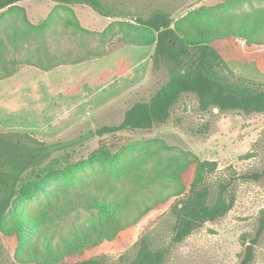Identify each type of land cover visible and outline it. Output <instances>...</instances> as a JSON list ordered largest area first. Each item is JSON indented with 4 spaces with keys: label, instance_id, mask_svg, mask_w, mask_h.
I'll use <instances>...</instances> for the list:
<instances>
[{
    "label": "rangeland",
    "instance_id": "rangeland-1",
    "mask_svg": "<svg viewBox=\"0 0 264 264\" xmlns=\"http://www.w3.org/2000/svg\"><path fill=\"white\" fill-rule=\"evenodd\" d=\"M225 1L118 2L134 9L146 3H183L180 17L201 6ZM253 3L264 6V0ZM19 6L32 25H39L56 4L30 0ZM243 8L250 9L247 4ZM73 10L82 27L91 31L101 32L114 22L89 7L76 6ZM59 12L63 17L68 15L67 10ZM3 18L0 37L16 29H30L17 10L5 13ZM36 37L53 43L57 38L67 39L68 31L58 27L56 32L52 29ZM119 46L113 43L110 48L114 51L102 59L51 73L28 67L19 76L0 81V133L29 134L47 145L66 143L69 147L54 157L70 154L69 163L76 166L73 173L50 180L40 192L20 202L6 224L37 218V224H42L37 225V233L57 229L69 233V224L98 222L102 216L99 205L106 200L112 209L122 213L125 230L113 242L105 240L67 255L65 262L101 258L107 264H125L136 256L141 241L148 239L154 249L169 250L164 264H241L245 243L251 244L256 238L264 211V113H220L216 109L203 113L197 99L185 95L165 125L100 137L97 130L119 125L128 109L148 101L169 79L165 70L153 69V47ZM250 53L262 57L264 45L251 47ZM243 57L236 54L227 58L229 68L243 79L264 84V62L245 63ZM102 144L110 146L118 156L115 164L89 163L90 154ZM192 155L200 161L218 163L217 171L207 176L206 183L212 196L217 195L220 184H227V195L234 196L235 205L225 217L204 224L175 244L174 210L187 199L178 190H188L196 176V163L178 172L176 162H182L184 157L191 159ZM101 220L105 224L107 218ZM16 232L18 227L11 236L0 233V264H39L19 261L32 252L35 242L27 235L29 239H22L21 244ZM70 237L72 240L74 235ZM254 250L252 264H264V233Z\"/></svg>",
    "mask_w": 264,
    "mask_h": 264
},
{
    "label": "trees",
    "instance_id": "trees-1",
    "mask_svg": "<svg viewBox=\"0 0 264 264\" xmlns=\"http://www.w3.org/2000/svg\"><path fill=\"white\" fill-rule=\"evenodd\" d=\"M24 1L30 0H0V31L4 26L3 15L14 10L21 13L30 27L0 37V81L13 77L25 66L49 72L63 65L102 59L114 51L110 47L115 42L121 46L154 47L153 69L165 70L169 79L148 101L128 109L119 125L97 130L100 137L165 125L185 95H193L203 113L212 109L245 115L264 113V84L239 77L214 47V42L229 37L244 40L248 46L264 45V6L256 7L253 0H226L211 7L201 6L180 17L183 3L179 6L146 3L134 9L120 0H49L56 7L39 25H32L25 10L18 6ZM245 4L249 10L243 8ZM76 6L89 7L114 22L102 32L85 29L73 10ZM62 9L67 10L66 17L59 12ZM58 27L68 31L67 39L57 38L51 43L49 39L36 37L52 29L56 32ZM68 147L66 143L47 145L29 134L0 133V233L11 236L18 227L16 233L21 244L22 239L25 242L29 239L27 235L32 236L35 245L32 252L19 259L22 263L107 264L101 258L76 262L64 259L102 241L113 242L126 228L122 213L112 209L106 200L99 205L102 216L98 222L84 226L69 224V233L59 229L37 233V225L42 224L28 216L25 217L29 219L16 224H6L20 202L40 192L50 180L74 172L76 166L69 163L70 154L54 157ZM117 157L110 146L102 144L90 154L88 161L109 165L115 164ZM176 163L178 172L196 163V176L190 188L178 190L179 195L187 196L174 210L177 223L173 242L179 244L204 224L225 217L234 208L235 198L227 195V184H220L217 195L212 196L206 178L217 171V162L200 161L192 155L191 159L184 157ZM253 177L259 179L260 175ZM175 178L179 179L178 175ZM104 216L105 224L101 220ZM259 222L256 238L251 244L245 243L241 264H252L255 259L254 245L264 233V211ZM168 253V249H154L148 239H143L136 256L125 264H164Z\"/></svg>",
    "mask_w": 264,
    "mask_h": 264
},
{
    "label": "crops",
    "instance_id": "crops-1",
    "mask_svg": "<svg viewBox=\"0 0 264 264\" xmlns=\"http://www.w3.org/2000/svg\"><path fill=\"white\" fill-rule=\"evenodd\" d=\"M20 3H22V2H20ZM19 4H18V6H19ZM238 42L240 43V45H237ZM254 46H257V45H254ZM214 47L220 52V54L225 59V61L227 60V58H230V57L233 58L236 54H243V56H244L243 61L245 63H251V62L261 63V62H264V55L262 57L258 58V56L251 54L250 51H251V47H253V46H248L244 40H241L239 38L229 37V38H226L224 40L216 41V42H214ZM153 53H154V51H153ZM95 60H97V59H95ZM87 62H90V61H87ZM84 63H86V62H84ZM81 64H83V63H81ZM81 64H77V65H81ZM77 65H63V66H60V67L53 69L49 72L42 71V70L35 68V67H32V66H25L16 75H14L13 77H10L8 79L14 78L15 76H19L28 67L38 69L44 73H51V72H57V71H59V69H61L63 67H71V66H77ZM8 79H5V80H8ZM2 81H4V80H2ZM52 91H54V90H52ZM67 92H70V87H67Z\"/></svg>",
    "mask_w": 264,
    "mask_h": 264
},
{
    "label": "water",
    "instance_id": "water-1",
    "mask_svg": "<svg viewBox=\"0 0 264 264\" xmlns=\"http://www.w3.org/2000/svg\"><path fill=\"white\" fill-rule=\"evenodd\" d=\"M90 137H91V138H93V137H94V134H93L92 132L90 133Z\"/></svg>",
    "mask_w": 264,
    "mask_h": 264
}]
</instances>
